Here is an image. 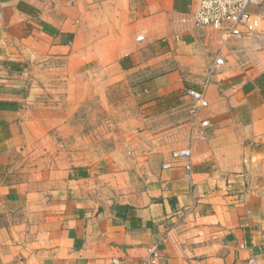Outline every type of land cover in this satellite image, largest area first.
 Wrapping results in <instances>:
<instances>
[{"label":"crops","instance_id":"obj_1","mask_svg":"<svg viewBox=\"0 0 264 264\" xmlns=\"http://www.w3.org/2000/svg\"><path fill=\"white\" fill-rule=\"evenodd\" d=\"M200 1L0 0V264H264V20Z\"/></svg>","mask_w":264,"mask_h":264},{"label":"built area","instance_id":"obj_2","mask_svg":"<svg viewBox=\"0 0 264 264\" xmlns=\"http://www.w3.org/2000/svg\"><path fill=\"white\" fill-rule=\"evenodd\" d=\"M264 0H201L194 13L196 28L213 27L224 30L225 36L234 40L249 39L259 32L264 17L251 12L254 6H261ZM222 59L216 60V66L223 65ZM188 95L192 98L190 108V123L192 128V142H206L207 133L211 128L208 119L201 118L202 111L209 105L204 91L189 90ZM174 159H186L185 169L187 174H192V153L190 150L176 151ZM168 166L166 165L165 168ZM150 257L140 264H156V248H150ZM112 264H128L114 259ZM244 264H260L255 258L248 259Z\"/></svg>","mask_w":264,"mask_h":264},{"label":"trees","instance_id":"obj_3","mask_svg":"<svg viewBox=\"0 0 264 264\" xmlns=\"http://www.w3.org/2000/svg\"><path fill=\"white\" fill-rule=\"evenodd\" d=\"M5 104H7V103H0V106H2V107H3Z\"/></svg>","mask_w":264,"mask_h":264}]
</instances>
